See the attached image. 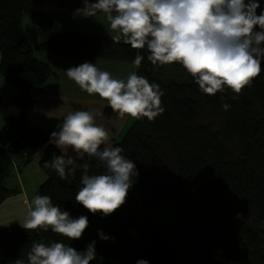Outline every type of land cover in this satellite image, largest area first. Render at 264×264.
<instances>
[{"label": "trees", "instance_id": "16d2710c", "mask_svg": "<svg viewBox=\"0 0 264 264\" xmlns=\"http://www.w3.org/2000/svg\"><path fill=\"white\" fill-rule=\"evenodd\" d=\"M39 0H0V74L18 92L8 101L0 100L4 133L0 144V204L16 188L6 185L16 163L26 166L38 152L46 174L37 195H47L73 218L88 217L89 226L79 240L42 229L25 230L21 224L0 226V264H28L33 242L68 244L78 251L95 241L96 258L90 264H183L173 238L180 236L191 264H264V63L251 87L237 96L225 86L216 95L203 93L194 78L179 63L153 65L148 50H137L111 35L65 30L32 45L23 26L25 11ZM264 9V0H259ZM33 21L44 30L53 20L44 11L33 10ZM40 54L97 60L111 64H133L144 56L137 75L160 85L165 111L149 121L135 119L113 147L136 164L132 177L146 210L157 209L172 199L183 218L170 224L168 232L154 231L138 239L131 227L140 213L129 189L126 202L113 214H92L75 201L82 187L83 169L61 180L45 161L53 155L88 163L89 174L106 171L104 165L85 154L83 158L62 153L50 142L59 129L36 126L30 111L46 82L55 75ZM235 97V98H234ZM231 107L226 111L222 105ZM240 218L237 219V214ZM98 230L108 236L100 239ZM114 238V240L112 239Z\"/></svg>", "mask_w": 264, "mask_h": 264}, {"label": "clouds", "instance_id": "9594fccd", "mask_svg": "<svg viewBox=\"0 0 264 264\" xmlns=\"http://www.w3.org/2000/svg\"><path fill=\"white\" fill-rule=\"evenodd\" d=\"M260 7L259 0H96L88 2L84 11L86 16L102 12L110 28L120 33L112 40L118 43L123 36L131 48H146L153 65H182L203 93L216 95L227 86L238 96L252 86L264 63V9L257 14ZM143 59L136 55L134 67L140 68ZM65 73L82 91L98 94L121 116L152 121L165 111L160 85L135 71L119 79L95 63L84 62ZM222 107L227 111L231 105ZM96 115L86 110L67 114L59 130L51 133L50 142L62 153L71 148L79 158L87 154L97 159L106 171L90 175L88 163L77 164L76 159L63 154L53 155L44 167L54 169L61 180L83 169L75 201L92 214L108 216L126 202L130 180L138 172L136 164L122 155L121 147L108 145V132L95 123ZM32 205L21 223L25 230L50 228L69 240H79L89 226L87 216L73 218L59 205L54 206L47 195H36ZM98 235L109 239L101 230ZM95 258V241L84 251L62 242H33L27 255L28 264H90ZM136 264L149 262L140 259Z\"/></svg>", "mask_w": 264, "mask_h": 264}, {"label": "crops", "instance_id": "0c3cea01", "mask_svg": "<svg viewBox=\"0 0 264 264\" xmlns=\"http://www.w3.org/2000/svg\"><path fill=\"white\" fill-rule=\"evenodd\" d=\"M88 2H96V0H39L36 4L35 10L44 11L47 15H49L53 20V28L51 30L42 31L40 38L34 39L35 41L31 40L28 32L26 31L30 43L32 45H37L49 39L56 33L71 29L89 34H106L113 37L119 35L120 33L118 31L110 28V24L107 22L106 17L102 12L98 11L95 16L85 15L84 9L86 8V4ZM120 40L124 41L123 36H121ZM40 56L42 60L51 64L52 67L53 63H55L63 70L79 66L84 62L95 63L96 66H99L100 64H106L109 66V64H111L97 60L66 56H53L46 54H40ZM1 60L2 54L0 52V63ZM55 73L56 74L50 77V79L43 86L36 105L39 100L45 96L44 93L52 96V98H48L50 103L53 101L52 104H58L62 101L58 99V95H61L62 92L64 93L63 90L75 91L79 88V86L71 79L66 87L60 86L59 82L63 79L64 74L61 71H55ZM17 92V87L7 81L0 74V100L8 101ZM36 105L30 111L31 123L37 126L54 127L39 124L33 120L32 111ZM1 119L2 117L0 115V121ZM2 127L4 133V123L2 124ZM3 133L0 132V144L2 143ZM40 156L41 154L38 156L36 155L37 159H34L26 166H21L19 162L16 163L12 174L6 179V185L10 188L18 189V192H15L4 203L0 204V226L21 224L27 218L29 210L33 207L32 200L37 195L40 184L46 178L45 172L39 167L40 164L38 159Z\"/></svg>", "mask_w": 264, "mask_h": 264}, {"label": "rangeland", "instance_id": "374dc122", "mask_svg": "<svg viewBox=\"0 0 264 264\" xmlns=\"http://www.w3.org/2000/svg\"><path fill=\"white\" fill-rule=\"evenodd\" d=\"M35 8L36 5L28 8L23 17V26L28 32L31 40L40 38L42 31H47L42 29L33 21L31 11L35 10ZM97 67L100 70L110 72L115 78L119 79H126L128 74L133 71L136 72V68L133 64L114 63L109 64V66L106 64H100ZM53 68L55 71H61L64 74L63 79H61L59 83L60 86L66 87L70 81L65 73L67 69L63 70L55 63H53ZM63 91L64 93L62 92L61 95H58V99L62 100L58 104H52L53 101L50 103L48 98H52V96L44 93L45 96L39 100L38 104L32 111L33 120L35 122L47 126H54L50 128L59 129L58 125L63 123V119L67 114L76 110L90 111L97 114L95 116V123L106 129L109 136L108 145L113 147L115 141H118L123 137L126 130L134 121V118L129 115L121 116L118 112H113L111 107L108 106V102L99 98L98 94L89 95L80 88L75 91ZM0 122V132L3 133V119H1ZM39 153L40 152L37 153V156ZM65 153L72 156L77 155L71 148H69ZM35 159H37L36 156ZM130 184L132 185L130 187V191L132 193L133 200L140 213L139 222L131 227V233L135 236V238L140 239L154 231L167 233L171 223L178 222L183 218L180 209L170 198H166L157 209L152 211L146 210L143 206L141 195L132 178L130 180ZM173 238L179 248L182 263L191 264L188 249L184 240L180 236L173 235Z\"/></svg>", "mask_w": 264, "mask_h": 264}]
</instances>
